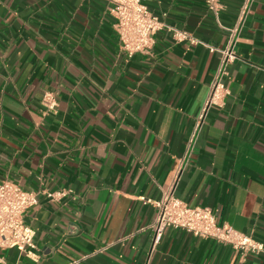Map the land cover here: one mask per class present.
Returning <instances> with one entry per match:
<instances>
[{"label":"crops","instance_id":"0c3cea01","mask_svg":"<svg viewBox=\"0 0 264 264\" xmlns=\"http://www.w3.org/2000/svg\"><path fill=\"white\" fill-rule=\"evenodd\" d=\"M142 2L165 27L150 54L128 56L106 0H0V182L39 191L23 214L37 259L0 248L5 262L264 264L182 230L154 244L153 204L173 190L264 244V0L250 3L223 76L229 93L200 127L243 0H223L218 20L205 0ZM57 190L70 193L42 192Z\"/></svg>","mask_w":264,"mask_h":264},{"label":"built area","instance_id":"2783aa9c","mask_svg":"<svg viewBox=\"0 0 264 264\" xmlns=\"http://www.w3.org/2000/svg\"><path fill=\"white\" fill-rule=\"evenodd\" d=\"M110 5L115 22L120 48L132 56L135 53L150 54L154 46V36L164 26L163 22L152 13L142 0H106ZM223 0H205L207 10L215 17L223 9ZM252 0H243L237 22L228 28V41L221 53L219 71L213 80L208 97L199 112L196 124L201 126L208 110L213 106H221L224 97L229 93L223 76L227 66L236 59L234 45L238 38L240 25L245 18ZM177 41L188 40L190 44L198 41L187 32L169 28ZM210 51L215 50L208 47ZM45 112H54L57 101L53 92H45L42 96ZM51 201H57L70 193V190L42 191ZM145 202H150L144 199ZM39 202V191H28L11 181L0 182V248H19L24 256L36 260L34 230L25 224L23 214ZM156 208L154 221V244H157L165 229L182 230L198 238L212 239L239 250L243 255L264 254L263 242L246 235L224 224L218 225L209 208L189 206L173 194V190L163 195L160 200L153 201ZM0 264H9L0 259Z\"/></svg>","mask_w":264,"mask_h":264}]
</instances>
